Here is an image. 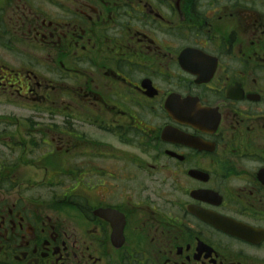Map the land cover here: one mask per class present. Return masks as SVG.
I'll list each match as a JSON object with an SVG mask.
<instances>
[{
	"label": "flooded vegetation",
	"instance_id": "af4514ba",
	"mask_svg": "<svg viewBox=\"0 0 264 264\" xmlns=\"http://www.w3.org/2000/svg\"><path fill=\"white\" fill-rule=\"evenodd\" d=\"M0 264H264V0H0Z\"/></svg>",
	"mask_w": 264,
	"mask_h": 264
}]
</instances>
